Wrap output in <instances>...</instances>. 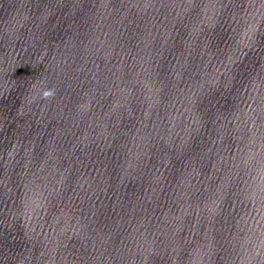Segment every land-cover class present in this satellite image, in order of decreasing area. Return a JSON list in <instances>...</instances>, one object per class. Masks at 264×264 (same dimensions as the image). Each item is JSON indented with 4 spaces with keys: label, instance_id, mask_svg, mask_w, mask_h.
Returning <instances> with one entry per match:
<instances>
[{
    "label": "clouds",
    "instance_id": "obj_1",
    "mask_svg": "<svg viewBox=\"0 0 264 264\" xmlns=\"http://www.w3.org/2000/svg\"><path fill=\"white\" fill-rule=\"evenodd\" d=\"M56 92L53 88H48L42 91L40 98L41 99H51L55 96Z\"/></svg>",
    "mask_w": 264,
    "mask_h": 264
}]
</instances>
